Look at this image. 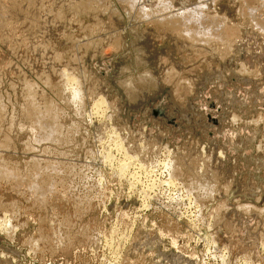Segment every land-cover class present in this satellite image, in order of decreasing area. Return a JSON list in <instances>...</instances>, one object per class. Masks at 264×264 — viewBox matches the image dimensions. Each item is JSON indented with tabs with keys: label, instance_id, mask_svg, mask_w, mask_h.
I'll return each mask as SVG.
<instances>
[{
	"label": "rangeland",
	"instance_id": "rangeland-1",
	"mask_svg": "<svg viewBox=\"0 0 264 264\" xmlns=\"http://www.w3.org/2000/svg\"><path fill=\"white\" fill-rule=\"evenodd\" d=\"M211 3L198 43L119 0H0V264H264V0Z\"/></svg>",
	"mask_w": 264,
	"mask_h": 264
},
{
	"label": "bare ground",
	"instance_id": "bare-ground-1",
	"mask_svg": "<svg viewBox=\"0 0 264 264\" xmlns=\"http://www.w3.org/2000/svg\"><path fill=\"white\" fill-rule=\"evenodd\" d=\"M116 1V0H115ZM125 2V4L127 5V7L129 8V9H131L132 10V12L134 13V7H136V6H139L140 7V15L142 16V20H145V21H151V22H162V21H165L167 24H170L172 27H174V28H177V30H179L180 32L179 33H183V35H185V37H187L188 39H189V41H192V38H194V40H195V38H197L196 40H198V39H200V41H205L204 40V38H207L206 37V35H204V34H201L200 33V31L197 29V27H196V29L194 28V29H191L193 26H195V24L198 26V25H200L204 20H206L207 18H206V13H207V11H209V8H210V6H212V4L213 3H211V1L212 0H119V2ZM215 2V1H214ZM71 4V3H70ZM152 4H156L155 5V9H154V7L152 6ZM215 4V3H214ZM214 6V5H213ZM217 6V5H216ZM138 7V8H139ZM106 8V7H105ZM113 8V7H112ZM78 9V8H77ZM213 9V8H212ZM125 10H127V9H125ZM211 11V10H210ZM131 12V11H130ZM212 14V13H211ZM61 16V15H60ZM134 16V15H133ZM140 16V17H141ZM212 17V16H211ZM214 17V16H213ZM212 17V19H214V18H216V17H214L213 18ZM141 20V19H140ZM234 22V21H233ZM59 23V22H58ZM162 24V23H161ZM175 24H178V25H175ZM179 24H181V25H179ZM224 25V24H223ZM258 26V25H257ZM261 28V30L263 31L264 30V28L263 27H260ZM176 30V29H175ZM261 31V32H262ZM199 33H200V35H199ZM202 36V37H201ZM194 40H193V43H195V44H197V41H195L194 42ZM208 41V40H207ZM198 43H199V40H198ZM204 43V42H203ZM46 50V49H45ZM41 52V51H40ZM59 54V53H58ZM72 56V55H71ZM59 59V58H58ZM52 69V68H51ZM63 72H66V71H63ZM250 72V71H249ZM62 73V72H61ZM66 76V75H65ZM71 76V75H70ZM70 76H69V78H70ZM47 78H48V76L45 78L46 80H47ZM45 80V81H46ZM44 81V80H43ZM44 81V82H45ZM48 81V80H47ZM47 81L45 82V83H47ZM80 82V81H79ZM44 83V84H45ZM78 85V89H79V85L80 84H77ZM81 88H82V86H80ZM84 87V86H83ZM28 88V92L29 93H27L26 94V96H30V98L32 99V97L34 96L33 94L34 93H32V90H34V85L33 84H27V86H26V89ZM78 89H76V90H74V94H73V96H74V99L75 98H78V93H79V91H81V89L80 90H78ZM82 90H84V89H82ZM81 93V92H80ZM80 96V95H79ZM81 98V97H80ZM29 100V99H28ZM33 100V99H32ZM78 100H79V98H78ZM77 100V101H78ZM81 100V99H80ZM79 100V101H80ZM29 101H31V100H29ZM32 103H35V101L34 102H32ZM102 104H104V100L103 99H100V100H98L96 103H95V107H100V106H102ZM29 105V104H28ZM32 105V104H31ZM51 106V105H50ZM30 107H37V105L36 106H34V105H32V106H30ZM29 106H28V108H30ZM47 108H50L49 107V105L47 106ZM47 108H45V109H42V107H38V108H34V110H36L37 112V114L36 113H32V114H34L33 116H34V119H35V121L34 122H36V125H38V127H41V126H43L44 125V121L42 122V118H44L43 116H45L44 114L46 113H49V111H50V109H52V108H50V109H47ZM31 111H33V109L31 108L30 109ZM49 110V111H48ZM31 111H30V113H31ZM53 111V110H52ZM33 112H35V111H33ZM51 112V111H50ZM28 113H29V110H28ZM44 113V114H43ZM31 115V114H30ZM52 115V114H51ZM32 116V115H31ZM32 116V117H33ZM47 116V118L50 116V114H49V116H48V114L46 115ZM51 117V116H50ZM49 117V118H50ZM53 117V116H52ZM51 117V118H52ZM33 119V120H34ZM53 119V118H52ZM54 120V119H53ZM233 120V119H232ZM236 121V120H235ZM53 123H55V122H53ZM48 131H52V133H56V127L52 124V125H50V128H48ZM48 131H47V134H48ZM58 132V131H57ZM57 134V133H56ZM58 135V134H57ZM50 136V135H49ZM49 136H47V138H49ZM117 136V135H116ZM117 138H119V137H117ZM121 139V138H120ZM56 140V139H55ZM54 140V141H55ZM58 140V139H57ZM119 140V139H118ZM118 142V141H117ZM119 142H120V140H119ZM120 143H122V142H120ZM118 144V143H117ZM116 144V145H117ZM118 146V145H117ZM120 146V145H119ZM121 146H122V144H121ZM119 148V147H118ZM120 148H122V147H120ZM124 153V152H123ZM148 153V152H147ZM143 157V156H142ZM126 158H129V157H126ZM125 159V158H124ZM130 159V158H129ZM129 159H127V160H129ZM126 160V161H127ZM131 160H133L132 159V157H131ZM109 161V160H108ZM111 161V160H110ZM109 161V162H110ZM130 161V160H129ZM131 162V161H130ZM129 162V163H130ZM135 162V161H134ZM131 164V163H130ZM112 165V164H111ZM124 165V164H123ZM126 165V164H125ZM124 165V166H125ZM165 165H166V163H165ZM171 165V164H170ZM120 166V165H119ZM124 166L123 167H121L120 169L121 170H123L124 169ZM128 166V165H127ZM140 165H138V167H139ZM1 168H2V166H0ZM170 167V166H169ZM0 168V175H5L6 177L7 176H10V174H12L10 171H7V170H4V169H1ZM41 168H43V167H41ZM54 168V167H53ZM53 168H50V170L51 169H53ZM56 168V167H55ZM115 168V167H114ZM127 168V167H126ZM144 168H146V167H144ZM143 167H142V169H144ZM163 168V167H162ZM168 168V167H167ZM172 168V167H171ZM37 169L39 170L40 168H39V166L37 167ZM44 169V171L47 169V168H43ZM119 169V170H120ZM126 170V169H125ZM51 171H53V170H51ZM170 171V170H169ZM172 171V170H171ZM10 172V173H9ZM35 172V171H34ZM39 172V171H38ZM40 172H42L41 170H40ZM39 172V173H40ZM124 172V171H123ZM130 172V171H129ZM43 173V172H42ZM51 173V172H50ZM121 173V172H120ZM37 174V173H36ZM135 174V173H134ZM47 175V174H46ZM49 175V174H48ZM128 175H130V174H128ZM132 175V174H131ZM130 175V176H131ZM136 175V174H135ZM2 176H0L1 178H2ZM4 176V177H5ZM12 176H13V174L11 175V177H9V179H11L12 178ZM37 177H38V175H36ZM34 177V174H33V176H32V178H37V177ZM40 176V175H39ZM119 176V175H118ZM125 176V175H124ZM124 176H123V174H122V177L124 178ZM134 176V175H133ZM5 177V178H6ZM47 177V176H46ZM50 177V176H49ZM120 177V176H119ZM121 177V178H122ZM139 176H137V178H138ZM5 178H3V180H5ZM14 178V177H13ZM40 178V177H39ZM43 178V177H42ZM131 178H132V176H131ZM8 178H6V180H7ZM24 179V178H23ZM48 179V178H47ZM50 179V178H49ZM101 179V178H100ZM129 179V178H128ZM134 179V178H133ZM31 178L29 179V182H31L32 180H34V179H32L31 181ZM135 180V179H134ZM139 180V179H138ZM25 181H27V179L25 180ZM36 181V180H35ZM40 181V180H39ZM135 181H137V180H135ZM28 182V181H27ZM33 182V181H32ZM41 182V181H40ZM50 182V181H49ZM137 182H139V181H137ZM34 183V182H33ZM33 183H31L32 185L30 186V183L28 184V186H30L31 187V189L33 188L32 186H34L33 185ZM35 183H37V182H35ZM129 183V182H128ZM131 185V184H130ZM37 185L35 184V187H36ZM39 186V185H38ZM37 186V187H38ZM132 186V185H131ZM30 187H29V189H28V187L26 188V189H28V191L30 190ZM36 187V188H37ZM40 187V186H39ZM51 187V186H50ZM49 187V188H50ZM129 187V186H128ZM46 188V187H45ZM52 188V187H51ZM50 188V189H51ZM25 189V190H26ZM34 190H36L35 188H33ZM32 189V190H33ZM38 190H36L37 192H38V194L37 195H39V188H37ZM44 189V188H43ZM42 189V192H44V190ZM50 189L49 190H45L46 191V193L47 192H51L50 191ZM33 190V191H34ZM40 190H41V188H40ZM28 191H26L27 193H28ZM36 191H35V193H36ZM21 192V195H22V193H23V189L20 191ZM29 192H32V191H29ZM143 193L144 194V192L143 191H139V193ZM34 193V192H33ZM40 193H41V191H40ZM138 193V194H139ZM25 194V193H24ZM43 194V193H42ZM142 194V195H143ZM28 195H29V193H28ZM41 195V194H40ZM39 195V196H40ZM43 195H45V194H43ZM48 195H49V193H48ZM30 196V195H29ZM31 196H33L32 194H31ZM35 196V195H34ZM39 196L37 197V198H35V197H32V198H34V201L36 200V201H39ZM41 198H42V195L40 196ZM146 197V196H145ZM149 197V196H148ZM43 199V198H42ZM144 200V199H143ZM43 201H45V200H43ZM42 201V203L44 204L45 202H43ZM40 203H41V201H40ZM144 204V203H143ZM142 204V205H143ZM145 205V204H144ZM245 208V207H244ZM137 216V215H136ZM1 218V217H0ZM2 221V220H1ZM61 223V222H60ZM5 224V223H4ZM58 225V224H57ZM208 226V225H207ZM43 230V229H42ZM61 232V231H60ZM60 232H58V233H60ZM12 233V232H11ZM146 233V232H145ZM13 234V233H12ZM9 235V234H8ZM130 237V236H129ZM61 239V238H60ZM63 239V238H62ZM139 239V238H138ZM59 240V239H58ZM209 241V240H208ZM59 242V241H58ZM57 242V243H58ZM34 243V242H33ZM60 243V242H59ZM155 243V242H154ZM34 245V244H33ZM215 246V245H214ZM263 249V248H262ZM158 255V254H157ZM8 257V256H7ZM177 258H178V256H177ZM178 261V260H177ZM30 262V261H29ZM180 262V261H179ZM4 264V263H3Z\"/></svg>",
	"mask_w": 264,
	"mask_h": 264
}]
</instances>
